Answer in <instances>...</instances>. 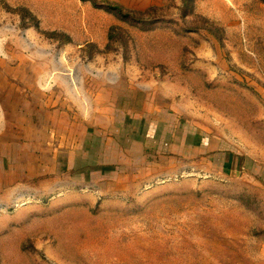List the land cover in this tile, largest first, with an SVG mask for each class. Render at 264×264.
Returning <instances> with one entry per match:
<instances>
[{"label": "rangeland", "instance_id": "rangeland-1", "mask_svg": "<svg viewBox=\"0 0 264 264\" xmlns=\"http://www.w3.org/2000/svg\"><path fill=\"white\" fill-rule=\"evenodd\" d=\"M96 1L0 0V264H264V0Z\"/></svg>", "mask_w": 264, "mask_h": 264}, {"label": "crops", "instance_id": "crops-1", "mask_svg": "<svg viewBox=\"0 0 264 264\" xmlns=\"http://www.w3.org/2000/svg\"><path fill=\"white\" fill-rule=\"evenodd\" d=\"M159 121L163 124V120L159 119ZM151 124V123H150ZM150 128V125H149ZM146 129L144 128V132ZM149 132V129L148 131ZM162 130H157L153 133V131L150 133H147L145 135H142L140 143H134L128 147V150L125 149V153L128 154L129 156L135 157V158H144V156H149L152 153L151 148H156L160 141H165L166 138V133H162ZM144 136V137H143ZM161 139V140H160ZM150 148V149H149ZM131 149H134L135 151H131ZM149 149L150 151H147Z\"/></svg>", "mask_w": 264, "mask_h": 264}, {"label": "trees", "instance_id": "trees-1", "mask_svg": "<svg viewBox=\"0 0 264 264\" xmlns=\"http://www.w3.org/2000/svg\"><path fill=\"white\" fill-rule=\"evenodd\" d=\"M94 7H98L99 5H98V2L95 0V2L92 4ZM98 8H100V7H98ZM105 11H108V12H110V13H114V15H116L117 17H122V18H126V17H128L129 16V14L128 13H126L125 11H124V9L121 7V6H119V5H117V4H113V3H106L105 5H104V7H102ZM197 141V140H196Z\"/></svg>", "mask_w": 264, "mask_h": 264}]
</instances>
